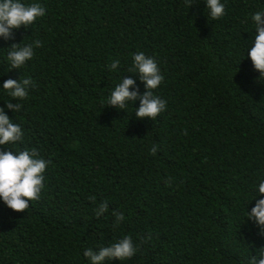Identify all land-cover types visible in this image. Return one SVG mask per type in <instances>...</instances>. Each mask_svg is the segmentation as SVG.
Returning <instances> with one entry per match:
<instances>
[{"label":"trees","instance_id":"trees-1","mask_svg":"<svg viewBox=\"0 0 264 264\" xmlns=\"http://www.w3.org/2000/svg\"><path fill=\"white\" fill-rule=\"evenodd\" d=\"M23 2L46 15L0 37V107L24 132L0 148H35L51 164L41 199L25 212L0 200V264H90L85 250L125 236L137 253L105 264H249L264 247L247 220L264 181V77L247 52L264 0H221L217 20L206 0ZM36 40L33 59L8 70L9 47ZM138 52L164 76L154 94L167 109L155 121L136 118L139 100L107 105L122 78L146 90L128 72ZM9 78L35 85L17 113L6 108ZM113 211L125 217L116 227Z\"/></svg>","mask_w":264,"mask_h":264},{"label":"clouds","instance_id":"clouds-1","mask_svg":"<svg viewBox=\"0 0 264 264\" xmlns=\"http://www.w3.org/2000/svg\"><path fill=\"white\" fill-rule=\"evenodd\" d=\"M206 9L209 10L213 20L226 15L225 5L221 0H206ZM45 15L46 8L40 3L26 4L23 0H0V37L4 40L14 39L16 30L22 27L32 28L38 18ZM252 20L255 22L256 35L254 45L247 55L251 58L254 69L260 73V78L264 77V11H257L252 15ZM34 46L40 47L42 42L36 40L33 44L24 46H21V43H13L7 55L8 70L26 66L34 57ZM119 64V60H114L109 65L110 70H117ZM128 72L136 73L146 90L141 93L138 86L135 90H131L136 85V81L133 78H122V82L111 92L107 105L125 110L129 102L135 104L139 100L140 105L135 112L136 118H148L155 121L167 109V102L154 94V90L158 89L164 81L156 59L145 55L144 52H138L134 54L133 66L128 69ZM30 87H35L31 78L5 80L2 88L10 97L18 101V103H13V99L7 101L6 108L15 113L20 112L23 109L22 102L29 98ZM23 139L24 132L21 126L13 123L12 118L6 114L5 107H0V146L17 144ZM158 148V145H153L149 149L150 154L155 155ZM50 164L51 161L42 158L35 148L15 152L10 148H7V151L0 148V200L14 212H25L30 207V202L41 199L42 190L45 188V173ZM165 182L171 186L172 178H168ZM262 196H264V181L258 185V195L254 198L256 203L250 212L247 211V220L253 221L259 229L258 234L264 236V198H258ZM108 207V202L102 201L96 209V216L100 217L106 213ZM113 215L116 218L114 227L125 219L120 211H113ZM150 239L151 234L146 238L142 237L141 243ZM260 249L262 250L258 252V255L252 256L249 264H264V247ZM138 250L132 237L125 236L118 242L96 251L89 248L85 250L84 256L90 260V264H105V261L114 259L120 261L130 259Z\"/></svg>","mask_w":264,"mask_h":264}]
</instances>
